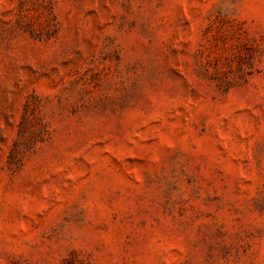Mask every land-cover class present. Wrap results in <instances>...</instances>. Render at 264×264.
<instances>
[{
  "label": "rangeland",
  "instance_id": "rangeland-1",
  "mask_svg": "<svg viewBox=\"0 0 264 264\" xmlns=\"http://www.w3.org/2000/svg\"><path fill=\"white\" fill-rule=\"evenodd\" d=\"M0 264H264V0H0Z\"/></svg>",
  "mask_w": 264,
  "mask_h": 264
}]
</instances>
